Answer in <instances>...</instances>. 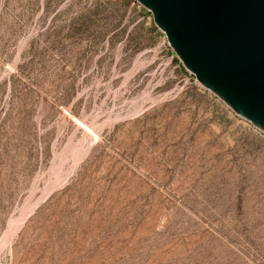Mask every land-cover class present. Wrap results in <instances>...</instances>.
<instances>
[{
	"label": "rangeland",
	"instance_id": "374dc122",
	"mask_svg": "<svg viewBox=\"0 0 264 264\" xmlns=\"http://www.w3.org/2000/svg\"><path fill=\"white\" fill-rule=\"evenodd\" d=\"M0 264H264V131L138 1L0 0Z\"/></svg>",
	"mask_w": 264,
	"mask_h": 264
},
{
	"label": "water",
	"instance_id": "95a60500",
	"mask_svg": "<svg viewBox=\"0 0 264 264\" xmlns=\"http://www.w3.org/2000/svg\"><path fill=\"white\" fill-rule=\"evenodd\" d=\"M193 76L264 131V0H136Z\"/></svg>",
	"mask_w": 264,
	"mask_h": 264
},
{
	"label": "bare ground",
	"instance_id": "6f19581e",
	"mask_svg": "<svg viewBox=\"0 0 264 264\" xmlns=\"http://www.w3.org/2000/svg\"><path fill=\"white\" fill-rule=\"evenodd\" d=\"M12 226H13V225H12ZM12 226H11V227H12ZM16 226H17V225H16ZM14 235H15V234H14ZM16 235H17V234H16ZM16 235H15V236H16ZM13 237H14V236H13ZM11 243H12V242H11ZM4 245H5V244H4ZM8 247H9V246H8Z\"/></svg>",
	"mask_w": 264,
	"mask_h": 264
}]
</instances>
